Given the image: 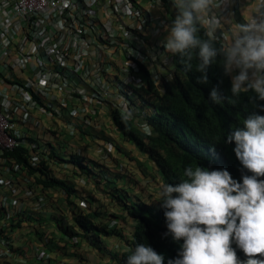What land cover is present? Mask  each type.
<instances>
[{
	"label": "trees",
	"instance_id": "16d2710c",
	"mask_svg": "<svg viewBox=\"0 0 264 264\" xmlns=\"http://www.w3.org/2000/svg\"><path fill=\"white\" fill-rule=\"evenodd\" d=\"M161 2L173 22L177 15L174 2ZM141 13L148 19L143 9ZM198 36L202 40H211L218 51L222 48V42L208 36L201 22L198 25ZM146 43L159 57L160 49L164 47H159L156 43ZM198 52V48L194 49L191 59L170 54V77L159 78V84H156L144 63L138 60L135 63L137 74L143 82L141 86L128 83L125 73L111 61V72L100 68L101 83L106 86L105 90L111 91L118 84L127 88V91H121L122 97L128 112L131 111L134 119L138 120V127L130 119L122 118L127 115L123 109L106 100L109 116L121 139L131 143L153 163L159 174L160 186H175L187 179L183 172L188 167L193 170L201 167L209 171L226 169L239 182H242L243 175H251L236 158L234 141L228 143L227 137L235 129L243 127L247 116L264 115V110L261 109L264 101H260L252 91H242L238 96L232 94V83L229 73L223 67L222 55L214 58L205 71H199L201 60ZM53 70L61 77L69 76L73 82H78L77 75L66 67L54 65ZM204 76L207 77V82H199ZM18 84L28 89L43 108L55 110L54 114L60 112L67 121L75 118L64 110L65 107L60 102L39 96L29 82L18 81ZM213 89L221 97L219 103L211 99ZM71 124L79 125L75 121ZM80 125L84 127L83 124ZM87 129L93 138H98V143L103 142L107 157H112L113 162L119 163L114 159V154L104 146L106 142L112 141V137L102 132L94 135L91 127L88 126ZM25 131L18 133L19 142L13 150L0 153V174L7 172V176H12L18 172V176L14 177L15 183L0 187V216L11 208L8 205L9 197L17 195L22 198L24 192L29 195L28 200L21 199L12 208V215L0 223V264H65L68 259L69 264H84L88 261L87 248L109 260L107 264H125L127 255L138 244L150 246L163 255L164 264H168L169 259L178 257L183 240L175 241L171 235H164L168 230L162 202L153 204L140 197L134 191L133 187L137 182L133 177L127 178L114 172L106 164L102 165L90 157L81 156L57 140L55 144L59 146L58 149L44 139L47 130L42 135L35 136ZM47 137L50 138V134ZM46 147H50V150L46 151ZM113 148L114 151L129 153L120 143H113ZM141 165L137 164V169L149 177L150 173L143 171ZM51 166H56L57 170L64 166L77 174L93 177L99 184L97 188L108 192L114 205L133 221L129 226V233L124 235L122 229L113 227L115 220L108 216L103 217L102 212L97 209L98 206L91 205L90 200L85 198V193L79 191L76 181L56 176L52 173ZM49 189L64 196L65 215L54 211L53 195L49 193ZM40 198L42 203L38 204L37 209H32L30 203L39 201ZM78 199L87 200L86 206L80 207L77 204ZM27 224L31 226L30 231L37 235L35 242L29 243L28 238L22 237L25 234L22 229ZM47 226L54 229L56 234L53 230L44 229ZM18 235L21 236L16 244L14 237ZM112 237L120 239L123 248L106 249L107 241ZM72 238L75 243L70 242ZM232 246L241 260L246 259L235 243Z\"/></svg>",
	"mask_w": 264,
	"mask_h": 264
},
{
	"label": "clouds",
	"instance_id": "9594fccd",
	"mask_svg": "<svg viewBox=\"0 0 264 264\" xmlns=\"http://www.w3.org/2000/svg\"><path fill=\"white\" fill-rule=\"evenodd\" d=\"M213 3L214 0H174L177 15L166 26L165 49L191 59L192 51L198 48L201 72L222 55L226 72L239 70L232 80V94L252 91L264 101V12L258 11L241 23L232 34L231 44L218 51L211 40L198 36V25ZM207 25V35L213 36L221 22L209 17ZM199 82L206 83L207 77ZM210 95L213 101L220 102L215 89ZM131 116L129 111L122 118ZM233 141L236 158L251 173L243 175L242 182L226 169L188 167L183 172L187 179L175 186H160L158 201L165 210L168 230L164 235L183 240L178 257L169 259L168 264H264V115L247 116L243 127L227 137L228 143ZM30 204L37 205L36 200ZM233 243L246 259L238 257ZM125 264H164V256L150 246L138 244L127 255Z\"/></svg>",
	"mask_w": 264,
	"mask_h": 264
},
{
	"label": "crops",
	"instance_id": "0c3cea01",
	"mask_svg": "<svg viewBox=\"0 0 264 264\" xmlns=\"http://www.w3.org/2000/svg\"><path fill=\"white\" fill-rule=\"evenodd\" d=\"M9 1L10 0H0V31L2 28H4L3 35L0 36V51H2L1 49L5 50V53H0V86L4 87L5 85H7L11 95L16 98L18 97V94L16 93V90H13L14 87L12 88L10 85H18V81H27L33 86L38 87L37 83L41 79V73L33 69L31 65L24 66L20 64L21 53L40 54L43 50L44 43L42 41V38L39 37V35L37 34V32H33L34 23L28 17H15L12 19V23L10 26H4V18L7 15L5 6L9 3ZM72 1L73 3H75V7L73 9L65 13H59V11L57 10H52L46 15V17L39 19V26L40 28L42 27L46 30H51L55 32V40H60L63 45V50L68 53V63L71 64L72 57L74 55V49L75 47H78V44L75 41L74 34L70 25L71 23H73L74 25L72 26L74 27L80 26V24H77V20L74 19L72 22L71 18L76 17L79 19L82 17H87L90 9L95 12V18L98 20L99 24H101L98 29L104 35V39L108 41H99L98 48L91 49L89 51L87 50V54L84 61L85 69L83 72L88 75V77H96L97 64L109 59L115 62L116 67H118L121 71L125 73L126 78L128 80L129 74L127 73L129 72V69L127 66L131 63L130 55L125 52L122 46L118 43L119 39H125L127 33L130 32L129 29H132V26H134V17L125 13V9L127 7H140L146 12V14L149 15L151 21L145 28L143 34L149 43H156L159 47H164L166 37L168 35L166 26H170L172 24V19L171 16L167 13L166 8L161 2V0H128L127 3L119 5L116 10H114L113 8V3L117 0H81L80 4L83 6L79 5V3L77 2L78 0ZM171 1L174 2V0ZM258 11L264 12V0H214L213 6H211L210 10L205 14L201 23L208 31V18L217 17L221 22V27L211 37L220 40L222 44L227 47L231 44L232 34L237 30L238 26L241 23H245L253 15L257 14ZM60 14H63V16ZM157 23H161L162 27L160 29L159 36L155 38L151 34V31L152 26ZM130 35L133 36V38L135 36L134 33H130ZM3 42H5L6 45L3 46ZM170 54L171 53H169L164 47V49H160V55L159 57L156 56V59H152L149 56L138 57V59L140 60L143 59L142 62L149 69L151 76L156 81V84H159V78L170 77V65L169 63H167V59L169 58ZM50 71H52L51 67L47 66V69L45 67L44 76H48V78L50 76L51 79L54 81V77H56V75H53L52 73L55 72L52 71V73H50ZM238 74L239 70H234L233 72L229 73L231 83L233 77ZM56 83L57 84L53 85L50 83L49 88H46V92H49L50 96L52 95L53 99L57 102L65 104V99L67 98V96H63V94L68 91L67 87H70L71 84L68 80H66L65 83ZM85 86H87L86 83L78 85L80 91L82 92L84 91ZM71 89L73 88L71 87L70 90ZM97 113L100 114L99 111ZM34 114L36 117L41 116V112L37 110L34 111ZM56 121L57 120L55 119L54 122L56 123ZM73 121L75 120H70L68 122ZM45 124V122L42 123V121L40 122L38 120L37 126L25 127L23 126V124L17 122L16 129L20 132L27 130L25 131L26 133L28 132V134H32L34 136L37 134L42 135L43 131L46 130L42 127L43 125L45 126ZM116 134H118L119 139H117L118 137L116 138ZM47 136L48 134L46 136H43L45 140L51 139L55 141V143L57 142V139H54L52 136L48 138ZM110 136H115V139L112 138L111 142H106L108 143V145H111V148L109 149L110 152H112L114 149L113 143H120L123 146L124 150L131 152L130 154L134 156L133 160L135 162H139V158L135 155V150L138 151L135 146H133L131 143L123 141L118 131H114L113 134H110ZM118 140H120V142H118ZM138 153L141 154V156L145 159L141 161L143 164H145V161H148L156 170L153 163L148 160L145 154L139 151ZM148 178L147 180L149 181ZM49 192H53L52 195H54L53 189H51ZM53 201L55 204H57L58 199L53 196ZM30 207L34 210L38 208L36 204H30ZM31 240L32 242L34 241V239ZM120 248H123L122 245L120 246ZM86 252L88 261L84 264L89 263L90 255H92L91 252L95 253L93 250L88 248L86 249ZM108 261L109 260L106 259L104 261H100V263L107 264ZM69 262L70 259L66 260L65 264H69ZM71 262L74 261L71 260ZM78 264L81 263L78 262Z\"/></svg>",
	"mask_w": 264,
	"mask_h": 264
},
{
	"label": "built area",
	"instance_id": "2783aa9c",
	"mask_svg": "<svg viewBox=\"0 0 264 264\" xmlns=\"http://www.w3.org/2000/svg\"><path fill=\"white\" fill-rule=\"evenodd\" d=\"M81 0H78L80 6ZM128 0H117L113 3V8L116 10L119 5L127 3ZM5 10L7 11V15L4 18V26L8 27L12 23V19L15 17H28L34 23V33L37 32L39 37L42 38L44 43L43 50L40 54H24L21 53L20 57V64L26 66L31 65L33 69L37 72L41 73V79L37 83L38 87L33 86L30 83V86L36 93L45 99H53L52 95L50 96L49 92H46V88H49V84H57L56 82H63L65 83L66 80L69 81L71 84L69 89L72 92L80 93L82 102H100L103 103L106 100H110L113 105L123 109L125 113H128L126 108V104L124 98L122 97V93L127 91L126 87H122L119 84L115 87L114 90L109 91L106 89V86L101 82V73L100 68H104L106 71L111 72L112 68L110 67V61L112 60H104L97 64V76L92 77L86 75L83 71L85 69V57L87 54V50L96 49L99 47V41H108L104 39V35L98 29L101 24H99L98 20L95 18V12L90 9L89 14L87 17L82 18H71V21L77 20V24H80L78 27H74L73 23H71L70 27L74 34L75 41L78 44V47L74 49V55L72 57L71 64L68 63V53L63 50V45L60 40H55V32L51 30H46L45 28H40L39 26V19L46 17V15L52 11L57 10L59 13H65L75 7V3L72 0H10L9 3L5 6ZM125 13L134 17V26L132 29H129L130 32L127 33L125 39H119L118 43L122 46V48L130 55V65H128V83H132L136 86H141L143 84L142 80L140 79L139 75L137 74V66L135 60L142 62V60L138 59V57H151L152 59H156V52L153 50L151 46H148L146 41V37L144 36L143 32L145 28L150 23L149 15L148 19L144 17L141 13L140 7H127L125 9ZM146 13V12H145ZM63 16V14H60ZM66 19V18H65ZM162 24L157 23L152 26L151 34L157 38L160 34V29ZM0 31V36L3 35V30ZM130 33H134L135 36L130 35ZM3 46L6 45L5 42L2 44ZM225 47L224 44H222ZM148 47V48H147ZM146 48V49H145ZM0 53H5V50L1 49ZM171 60L170 56L167 59V63ZM54 65H59L62 67H66L70 69V72H74L77 75L78 82H73L71 77H61L53 70ZM52 68V71L55 73L56 77H54V81L51 77H45L44 68L46 67ZM131 69L133 71H131ZM49 75V74H48ZM86 83L84 91H80L78 85ZM4 85V84H3ZM13 90H16L18 97L14 98L8 86L5 85L4 87L0 86V153L1 151H11L18 145V131L16 129V123H21L25 127L30 126H37L38 119L34 114V111L37 110L39 112H45L47 109L43 108L37 101L33 98L31 92L26 89L21 84H14V86L10 85ZM40 87V88H39ZM88 87V88H87ZM123 91V92H121ZM61 103V102H60ZM62 106L67 107L66 103H61ZM67 113L71 116L76 118L75 112L76 108H66ZM55 110L50 109L48 112H54ZM60 115V112L56 113ZM130 118H134L133 115ZM83 122L87 126H92L94 124V119L91 117H86L83 119ZM82 122V123H83ZM83 123V124H84ZM74 131V129H73ZM70 131V134L73 132ZM107 146V150L111 148V145L105 143ZM50 147H46V151H49ZM5 174H0V187L9 186L10 183H15L14 177L18 176V172L14 173L12 176H7L8 173L4 172ZM22 173V171H21ZM20 173V174H21ZM29 196V195H28ZM21 198L17 197V195L11 196L8 199V205L11 207L3 216H0V223L3 222L5 219H8L12 215V208L17 206L19 202H21ZM37 205L42 203V198L39 201L36 200ZM79 203L81 206L85 207L86 203L83 200H80Z\"/></svg>",
	"mask_w": 264,
	"mask_h": 264
},
{
	"label": "rangeland",
	"instance_id": "374dc122",
	"mask_svg": "<svg viewBox=\"0 0 264 264\" xmlns=\"http://www.w3.org/2000/svg\"><path fill=\"white\" fill-rule=\"evenodd\" d=\"M131 71L133 70L131 69ZM67 90L68 91H66V93L63 94V96L65 95L67 96V98L65 99V103L67 107H65L64 110L67 112L66 108L78 109L74 114L76 115V118H73V120H75V122H77V124L79 125L71 124L73 122H68L67 120H65V117L62 116L61 113L60 115H57L56 113L54 114V112L50 113L48 112V110H46L45 112H41V116L40 117L37 116V119L40 122L42 121V123L43 122L46 123L45 126L43 125L42 127L48 131L47 134H50V136H52L54 139H57L59 143H62L63 145L67 146L70 149H73L79 155L81 154V156L90 157L95 162H99V163L101 162L102 165L106 164L107 167L113 169L114 172L125 175L127 178L133 177L135 179L134 181L137 182V184L133 187L134 191H136V193L139 194L140 197H142L144 200L151 201L153 204L160 203L161 201H158L159 200L158 193L160 191L159 174L152 167V164L150 162L145 161V164H143L141 161L145 159L136 150H135V155L139 158L138 160L139 162H135L133 160L134 156L130 154L131 152L127 154V153L119 152L118 150L115 151L113 150L112 152L109 151L110 153L115 155L114 159L119 161V163L113 162L112 157L110 158L107 157V154L103 149V142L98 143L99 142L98 138H96V136H94L93 138V135L91 136L89 134V131L87 129L88 126L83 122V119L86 117H91L95 121L94 124H92V126H89L92 128V133L94 135L95 133L102 132L110 136V134H113L114 131L117 132L109 116V110L106 105V102L103 103L100 102L91 103L86 101L82 102V99L80 98L81 95L79 92H77L76 90L75 92H72L68 87ZM98 111L100 114L97 113ZM55 119L57 120L56 123L54 122ZM129 119L134 126L138 127V120L134 118H129ZM80 124H83L84 127H82ZM79 128L82 129L79 130ZM71 130L73 131L72 134H70ZM117 137L118 134H116V138ZM112 138L115 139V136ZM117 139H119V137ZM47 141L51 142L52 144L55 143V141L51 139ZM118 142H120V140H118ZM53 145H55V147L57 148L59 147L57 144H53ZM104 146L107 148L105 144ZM59 163H64V162L59 161ZM113 163H116V165H113ZM138 163L142 164L143 171H149L150 173L149 178L144 176L141 173L142 171L137 169ZM51 169L53 170L52 173L58 177L70 178L71 180L76 181L77 183L75 184L78 187L79 191L85 193L84 196L87 200H90V204L93 206L97 205L98 206L97 209L102 212L103 217L108 216V218H112L113 220H115L116 223L113 225V227H118L122 229V233L124 235H127L129 233L130 231L129 226L133 223V221L130 220L128 217H126L124 211L120 210V208L114 205V202L111 200L112 198L110 197L111 195L108 192H106L103 189L100 190L101 188H97L99 184L97 183V181L94 180L93 177L91 176L89 177L88 175L85 174L83 175L77 174L75 171L71 170V168H66L64 166L58 167L59 170H57L56 166H51ZM147 178L149 179V181L147 180ZM26 193L27 192H24L22 194L21 199L23 200L29 199V196ZM88 193L91 198L88 197ZM50 194L52 195V193ZM53 196H55L56 199H58L57 204L53 203V205L55 206V212L58 213L59 215L61 214L65 215L66 203L64 200V196L62 194L60 195L58 191L56 193V190H54ZM59 196L61 200L59 199ZM87 200L85 201L87 202ZM79 201L80 199L77 200V204L80 207H83L81 206ZM107 208H109V210H107ZM50 225L52 227V224ZM24 226L25 227L22 230L25 231L24 232L25 234L22 237L28 238L27 241L29 243L32 242L31 239H34L35 242L37 235L35 234V232L30 231L31 226H29L28 224ZM51 227L47 226L44 229L48 228L50 230H53L54 233L56 234V231L54 229H51ZM44 231L47 232V230ZM20 236L21 235L14 237V241L16 244H18ZM70 242L75 243V240L73 239ZM71 243H69V245H71ZM120 244L122 245V241L120 239L116 237H112L107 241V245L105 246V248L121 249ZM91 254L92 255H90V261L88 264H106V263H100V261L106 260L105 257H101L97 252L95 253L91 252Z\"/></svg>",
	"mask_w": 264,
	"mask_h": 264
}]
</instances>
